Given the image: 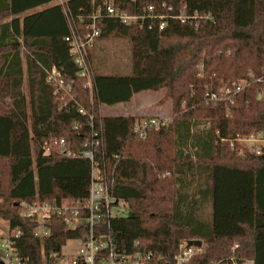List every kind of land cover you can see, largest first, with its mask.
I'll return each instance as SVG.
<instances>
[{
	"label": "trees",
	"instance_id": "16d2710c",
	"mask_svg": "<svg viewBox=\"0 0 264 264\" xmlns=\"http://www.w3.org/2000/svg\"><path fill=\"white\" fill-rule=\"evenodd\" d=\"M55 1L0 0V218L21 232L20 255L29 264H56L52 255L60 257L69 241L87 233L85 226L68 230L62 219L52 217L46 224L49 236H37L39 223L23 219L19 205L88 200L91 163L80 154L94 114L103 129L98 160L113 179L110 193L127 204L126 215L102 211L94 230L97 238L110 234L120 253L151 252L162 258L161 264H172L167 261L181 243L191 240L203 241V247L189 264L233 256L264 264V148L255 154L229 143L264 133L261 87L250 78L264 69V0H69L73 17L84 18L77 22L84 33L92 25L87 18L107 3L130 15L149 5L160 11L164 4L179 9L184 3L188 14L199 16L193 25L171 21L164 31L156 24L150 29L149 24L141 28L99 19L97 41L132 43V72L97 73L94 100L78 76L66 41L70 24L62 6L51 5ZM201 61L204 78L198 77ZM44 69L60 72L73 85L78 105L69 100L59 109ZM242 81L249 84L236 96L231 112L226 104L206 103V86ZM163 89L166 96L159 104L171 102L173 118L146 139L134 133L141 118L101 113L104 106ZM206 123L208 130H196ZM59 139L67 141L71 157L52 148ZM194 183L196 192L189 194ZM207 203L209 221L198 209Z\"/></svg>",
	"mask_w": 264,
	"mask_h": 264
},
{
	"label": "built area",
	"instance_id": "2783aa9c",
	"mask_svg": "<svg viewBox=\"0 0 264 264\" xmlns=\"http://www.w3.org/2000/svg\"><path fill=\"white\" fill-rule=\"evenodd\" d=\"M55 2H57V5L62 6L68 18L70 35L66 38V41L70 46V54L73 57V61L79 69L78 76L85 80L84 89L90 94L92 100L95 98L96 91L95 74L90 61V51L100 36L96 27V22L99 19L110 17L121 21L127 26L139 25L141 28L149 24L150 29L156 24L159 31H164L168 28L171 21L193 25L199 18V16L188 14L187 5L184 3H182L179 9H175L173 6L168 7L164 4L160 11L155 6L149 5L138 15H130L116 8L111 3H107L99 8L95 14L87 18L92 21V25L84 33L77 26V22L83 23L84 18L73 17L68 6L69 0H56ZM197 69L199 72L198 77L204 78L205 64L203 61L198 64ZM44 71L48 84L53 88L56 100L61 103L60 110L67 107L70 101V103H74L75 105L79 104L76 96L73 94V85L67 83L60 72L49 69H44ZM250 78L260 85L261 88L258 91V95H260L261 99L259 101L264 102V69L260 76L255 77L251 75ZM248 84V81H242L232 86L224 83L218 84V86L208 85L205 87L206 103L213 105L226 104L228 112H231L236 104V96ZM79 113L83 116L87 114L83 108L79 110ZM90 122L92 132L85 145V150L80 154L82 158L91 163V185L88 200L85 202H67L63 204L40 201L33 203L23 202L19 205L20 216L23 219L35 220L39 223L36 235L40 237L49 236L50 229L47 228L46 224L52 217L62 219L67 225L68 230L78 231L82 226L87 227V233L82 238L75 239L80 244L75 252L66 254L62 249L60 257L52 255L53 258H57L56 264H161L162 258L156 256L154 253H120L113 243L110 234L106 239L97 238L95 235L94 230L101 218L102 211H107L109 216H121L124 215V206H127V204L123 200L117 202L110 193L113 179L111 180L106 166L102 165L98 160L104 146L103 129L101 122L100 126L97 125L94 114H90ZM167 122V120L157 118H142L136 124L134 133L141 139H146L148 132L160 129ZM229 143H232L233 148L236 144H240L249 152L260 154L264 148V133H252L249 136L237 137L230 140ZM52 148L61 155L72 156V152L69 150L65 139L56 140ZM50 151L51 148H48L47 153H50ZM113 211H116L117 214L114 215ZM6 223L8 224L7 229L0 227V264H29L20 255L17 248V240L21 236V232L11 229L8 221ZM136 245H139V243L137 242ZM201 249L189 246L188 241H184L181 243L177 255L167 262L172 264H189ZM212 264H255V260L238 259L233 256Z\"/></svg>",
	"mask_w": 264,
	"mask_h": 264
},
{
	"label": "rangeland",
	"instance_id": "374dc122",
	"mask_svg": "<svg viewBox=\"0 0 264 264\" xmlns=\"http://www.w3.org/2000/svg\"><path fill=\"white\" fill-rule=\"evenodd\" d=\"M57 2H53L51 5H56ZM44 8H40L36 11H41ZM31 13H34L31 12ZM3 22V21H2ZM1 22V23H2ZM92 56L90 54V61L92 63L93 72L96 75L104 74V75H130L132 72V43L127 39H108V40H98L95 42L93 48L91 49ZM26 81V80H25ZM27 82H25L24 93L28 96V89H27ZM166 96V90H159V91H144L139 94L134 95L131 103H122L116 107H102V114H109L113 116L129 115V114H142L140 108L146 107L148 110L151 108H162L165 110L164 112H168L169 116L167 120L169 123L171 118H173L171 102H164L163 104H159L163 98ZM144 117V116H143ZM157 116H145L144 118H152ZM141 118V117H136ZM142 119V118H141ZM161 120V119H160ZM210 128L209 124H201L196 130H208ZM232 147V143H230ZM241 150L242 146H238ZM244 148V147H243ZM245 149V148H244ZM243 152V151H242ZM196 184L194 183L188 188L189 194H194L196 192ZM1 203V200H0ZM123 208V207H122ZM121 208V209H122ZM124 215L127 213V206H124ZM202 218L206 221H209L211 218V207L210 205L203 204L198 207ZM113 214L116 215L117 212L113 211ZM0 227H4L5 229L8 228V224L4 219L0 218ZM1 234V231H0ZM80 244L75 241L71 240L67 243V245L63 248L64 253L68 254L71 252H75L79 248Z\"/></svg>",
	"mask_w": 264,
	"mask_h": 264
},
{
	"label": "crops",
	"instance_id": "0c3cea01",
	"mask_svg": "<svg viewBox=\"0 0 264 264\" xmlns=\"http://www.w3.org/2000/svg\"><path fill=\"white\" fill-rule=\"evenodd\" d=\"M130 103H128V104H130ZM118 105H120V104H118ZM118 105H115L112 107H116ZM140 110L142 112V114H140V115L139 114H136V115L135 114H129V115L121 114L119 116H113V115L111 116L109 114H104V116H111V117H122L123 116V117H141V118H144L145 116H157L158 118H160L162 120L168 119V116H169L168 112L167 113L164 112L165 110H163L162 108H159V109L151 108L148 110L146 107L142 106V108H140ZM152 118H155V117H152Z\"/></svg>",
	"mask_w": 264,
	"mask_h": 264
},
{
	"label": "water",
	"instance_id": "95a60500",
	"mask_svg": "<svg viewBox=\"0 0 264 264\" xmlns=\"http://www.w3.org/2000/svg\"><path fill=\"white\" fill-rule=\"evenodd\" d=\"M261 97L260 95H258V100H260ZM188 245L189 246H194V247H197L199 249H201L203 247V241L201 240H191V241H188Z\"/></svg>",
	"mask_w": 264,
	"mask_h": 264
}]
</instances>
